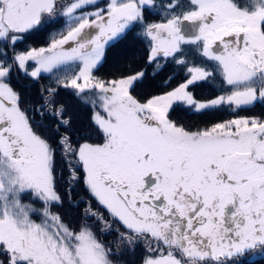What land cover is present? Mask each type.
<instances>
[{"label": "snow or ice", "instance_id": "6c2138e0", "mask_svg": "<svg viewBox=\"0 0 264 264\" xmlns=\"http://www.w3.org/2000/svg\"><path fill=\"white\" fill-rule=\"evenodd\" d=\"M0 264H264V0H0Z\"/></svg>", "mask_w": 264, "mask_h": 264}]
</instances>
